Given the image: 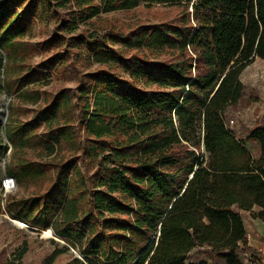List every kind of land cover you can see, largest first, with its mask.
I'll use <instances>...</instances> for the list:
<instances>
[{
	"label": "trees",
	"instance_id": "trees-1",
	"mask_svg": "<svg viewBox=\"0 0 264 264\" xmlns=\"http://www.w3.org/2000/svg\"><path fill=\"white\" fill-rule=\"evenodd\" d=\"M140 4L175 12L102 19ZM48 27L45 55L26 66L23 40ZM255 58L264 0H0V95H14L0 189L3 175L6 190L37 185L13 215L79 252L77 264H246L245 213L264 219V125L239 137L228 120ZM68 70L72 88L40 90ZM195 248L213 262L188 261Z\"/></svg>",
	"mask_w": 264,
	"mask_h": 264
},
{
	"label": "rangeland",
	"instance_id": "rangeland-1",
	"mask_svg": "<svg viewBox=\"0 0 264 264\" xmlns=\"http://www.w3.org/2000/svg\"><path fill=\"white\" fill-rule=\"evenodd\" d=\"M174 8H169L162 4H153L145 6L138 5L130 10L115 11L112 13H102V19L105 22H116L118 24H159L162 21L169 20ZM51 29L33 28V35L25 38L23 41L30 50L26 66H35L45 55L40 48L43 39L50 35ZM47 85L40 87L50 95L57 88H72L74 86V73L68 70L66 76L59 73L47 79ZM240 81L245 87V96L237 104L232 112L231 128L239 137L244 136V128L255 124L264 125V60L255 58L248 64L240 74ZM14 100V95H0V117L5 120L10 114L9 104ZM31 106H23L22 111L18 112L20 118H29ZM228 120V121H229ZM229 123V122H228ZM3 136V130H0ZM253 142H248V147L257 154V149ZM8 153V152H7ZM4 162H0V168L3 169ZM9 176L3 175L2 182ZM27 186V185H26ZM19 187L15 181L13 187L6 190V186L0 189V264L2 262H14L17 264H77L73 252L69 249L63 250L64 245L59 238L53 236L44 230L28 227L22 220L13 215L11 204H14L20 198H26L28 193L33 192L37 185L29 184L28 187ZM10 208L11 211L8 209ZM251 216V215H250ZM74 250V249H72ZM246 259V264H255ZM207 260L213 262L208 252L203 248H195L189 255L188 261L199 262ZM214 264H217L214 262Z\"/></svg>",
	"mask_w": 264,
	"mask_h": 264
},
{
	"label": "crops",
	"instance_id": "crops-1",
	"mask_svg": "<svg viewBox=\"0 0 264 264\" xmlns=\"http://www.w3.org/2000/svg\"><path fill=\"white\" fill-rule=\"evenodd\" d=\"M254 147L258 149L256 142H253ZM246 212L244 218V225L247 234V251L246 255L252 256L250 262H255L253 258L261 257L259 261L256 258L255 264H264V219H259L250 216Z\"/></svg>",
	"mask_w": 264,
	"mask_h": 264
},
{
	"label": "water",
	"instance_id": "water-1",
	"mask_svg": "<svg viewBox=\"0 0 264 264\" xmlns=\"http://www.w3.org/2000/svg\"><path fill=\"white\" fill-rule=\"evenodd\" d=\"M22 222V221H21ZM27 225V224H26ZM28 226V225H27ZM29 227V226H28ZM50 229V228H49ZM51 230V229H50ZM51 232H52V230H51ZM53 233V232H52ZM59 241L60 242H62V244H64L65 246H67L72 252H73V255H74V257L75 258H77V259H79V260H83V258H82V256L80 255V253L79 252H77L76 250H72V248L70 247V246H68V245H66V243L63 241V240H61L60 238H59Z\"/></svg>",
	"mask_w": 264,
	"mask_h": 264
},
{
	"label": "built area",
	"instance_id": "built-area-1",
	"mask_svg": "<svg viewBox=\"0 0 264 264\" xmlns=\"http://www.w3.org/2000/svg\"><path fill=\"white\" fill-rule=\"evenodd\" d=\"M229 123H228V125L230 126V128H231V123H232V120H229L228 121ZM232 129V128H231ZM11 178H5L4 180H3V182H2V184H3V186H6L7 184H8V181L10 180ZM218 264V263H217Z\"/></svg>",
	"mask_w": 264,
	"mask_h": 264
}]
</instances>
